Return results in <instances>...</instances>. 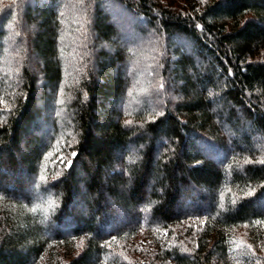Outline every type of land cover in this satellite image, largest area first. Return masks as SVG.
<instances>
[{
	"label": "trees",
	"instance_id": "trees-1",
	"mask_svg": "<svg viewBox=\"0 0 264 264\" xmlns=\"http://www.w3.org/2000/svg\"><path fill=\"white\" fill-rule=\"evenodd\" d=\"M27 1L0 0V264H264V0Z\"/></svg>",
	"mask_w": 264,
	"mask_h": 264
},
{
	"label": "rangeland",
	"instance_id": "rangeland-1",
	"mask_svg": "<svg viewBox=\"0 0 264 264\" xmlns=\"http://www.w3.org/2000/svg\"><path fill=\"white\" fill-rule=\"evenodd\" d=\"M60 2V0H58V1H56L55 3H54V6H57V4ZM41 4V3H40ZM27 5H29V6H31L32 5V3H31V0H29V1H27ZM101 9V8H100ZM114 21V20H113ZM142 25V28H145L146 29V26L144 25V24H141ZM117 29L119 30V32H120V41L118 42V45H119V48H124L125 46H127V45H129V44H133V43H135V41L137 40V37L136 36H134L131 40H128V41H126V40H124V36H125V32H126V28L125 29H123V28H118V26H117ZM9 39V36H7V37H5V38H3L2 39V42L4 43V42H6L7 40ZM171 42L172 43H174V44H176V40L175 39H172L171 40ZM107 46V47H106ZM102 45V46H100V48H102V47H104V49L107 51V52H109V53H112V52H114V47H112V46H108V45ZM181 47V46H180ZM182 52H184L185 53V51L182 49ZM187 54V53H186ZM2 57H3V55L1 56V59H2ZM38 63V59L36 58V57H34L33 55H32V59H31V65H32V67H33V69L35 68V64H37ZM118 72L117 71H114L113 72V74L115 75V74H117ZM121 75H122V77L124 78V77H127V74H128V72H126L125 70H122L121 71ZM42 84L39 82L38 83V86H41ZM50 89V88H49ZM49 89L48 88H46V90H45V92H46V96H45V98H44V105L46 106L45 107V111L43 112V114L45 115V116H47L48 118H50V116H51V114H52V106H53V104H54V102H53V100H51L50 99V97H49V94H48V92H49ZM46 136H45V138H47L48 136H49V132L48 133H46L45 134ZM0 188L2 189V190H9V188H8V186L5 184V182L4 181H2V182H0ZM207 195V194H206ZM185 208H190V206H188L187 204H184L183 205V210L185 209ZM205 209H207L206 207H205ZM129 212L131 211V210H128ZM130 216V215H129ZM126 220H128V219H125V221ZM129 221V220H128ZM46 228H49L48 227V225H45V229ZM54 228L55 227H52L51 228V230H49V233L51 234V233H53V231H54ZM63 232V231H62Z\"/></svg>",
	"mask_w": 264,
	"mask_h": 264
},
{
	"label": "snow or ice",
	"instance_id": "snow-or-ice-1",
	"mask_svg": "<svg viewBox=\"0 0 264 264\" xmlns=\"http://www.w3.org/2000/svg\"><path fill=\"white\" fill-rule=\"evenodd\" d=\"M77 154L76 153H73V156H76Z\"/></svg>",
	"mask_w": 264,
	"mask_h": 264
}]
</instances>
